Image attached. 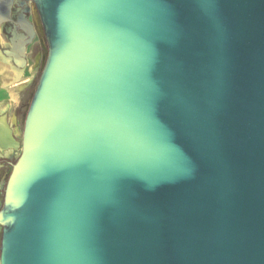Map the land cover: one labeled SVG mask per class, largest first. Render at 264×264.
<instances>
[{"label":"water","instance_id":"obj_1","mask_svg":"<svg viewBox=\"0 0 264 264\" xmlns=\"http://www.w3.org/2000/svg\"><path fill=\"white\" fill-rule=\"evenodd\" d=\"M34 2L0 264H264V0Z\"/></svg>","mask_w":264,"mask_h":264},{"label":"crops","instance_id":"obj_2","mask_svg":"<svg viewBox=\"0 0 264 264\" xmlns=\"http://www.w3.org/2000/svg\"><path fill=\"white\" fill-rule=\"evenodd\" d=\"M31 52L29 47L17 53L13 45L4 39L0 30V191L5 181L4 174L10 173L6 165L10 162L16 164L17 84L29 79L28 56Z\"/></svg>","mask_w":264,"mask_h":264},{"label":"flooded vegetation","instance_id":"obj_3","mask_svg":"<svg viewBox=\"0 0 264 264\" xmlns=\"http://www.w3.org/2000/svg\"><path fill=\"white\" fill-rule=\"evenodd\" d=\"M0 30L4 39L13 45L17 53L29 47L32 50L35 42H38L42 50L40 64L43 63L45 67L48 44L34 0H0ZM14 165V162L6 165L10 173L9 175L5 173L3 177L5 181L0 191V211L4 205L5 190ZM1 172L3 174V169Z\"/></svg>","mask_w":264,"mask_h":264},{"label":"rangeland","instance_id":"obj_4","mask_svg":"<svg viewBox=\"0 0 264 264\" xmlns=\"http://www.w3.org/2000/svg\"><path fill=\"white\" fill-rule=\"evenodd\" d=\"M35 42L32 52L29 54L28 59V70L29 79H25L17 84L18 93V104H17V134H16V161L19 160L22 150H23V133L25 127V121L27 117V112L32 98L37 89L41 74L43 72L44 64H40L41 48ZM24 85V86H23ZM21 87V88H20Z\"/></svg>","mask_w":264,"mask_h":264},{"label":"bare ground","instance_id":"obj_5","mask_svg":"<svg viewBox=\"0 0 264 264\" xmlns=\"http://www.w3.org/2000/svg\"><path fill=\"white\" fill-rule=\"evenodd\" d=\"M40 27H41V25H40ZM42 32V31H41ZM46 57V56H45ZM5 135V134H4ZM6 144V143H5ZM2 145H3V143H2Z\"/></svg>","mask_w":264,"mask_h":264}]
</instances>
